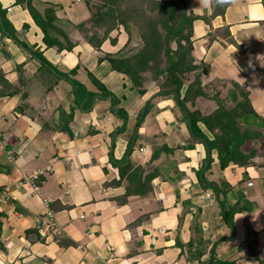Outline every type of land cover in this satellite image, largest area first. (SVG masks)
I'll list each match as a JSON object with an SVG mask.
<instances>
[{
    "label": "crops",
    "instance_id": "crops-1",
    "mask_svg": "<svg viewBox=\"0 0 264 264\" xmlns=\"http://www.w3.org/2000/svg\"><path fill=\"white\" fill-rule=\"evenodd\" d=\"M95 2L34 0L42 14L48 4L56 7L51 34L64 44L65 34L71 37L77 43L71 52L47 46L28 7L0 0L11 28L19 34L22 27L28 36L21 41L38 48L53 67H63L54 85L45 87L50 79L46 82L42 71L49 73L50 66L0 28V90H18L0 97V264H198L211 257L216 243L219 262L264 264V136L243 147L255 149L252 165L222 169L217 150L210 148L214 161L208 169L209 145L193 138L179 95L162 94L152 79L145 80L142 94L129 75L113 70L108 59L100 61L107 53L137 48V33L130 36L123 26L114 30L125 34L117 49L108 39L96 49L83 37L78 25L87 21ZM186 2L188 10L209 18L196 19L192 38L197 62L207 70L203 85L236 101L234 84H239L256 111L250 122L264 135V0H229L224 10L214 2L207 8L198 0ZM87 77H93L91 88ZM41 92L47 101L38 106L34 98ZM189 107L209 113L217 101L200 96ZM199 126L213 139L203 123ZM130 142L133 166L144 168L143 177L155 173L144 194L127 193L132 182L118 181L112 161V155L126 156ZM214 165L219 169L212 170ZM207 172L209 183L203 185ZM210 183L219 186V201ZM220 187L228 193L221 195ZM223 199L240 201L234 226L218 206ZM198 247L206 252L202 257Z\"/></svg>",
    "mask_w": 264,
    "mask_h": 264
},
{
    "label": "trees",
    "instance_id": "trees-1",
    "mask_svg": "<svg viewBox=\"0 0 264 264\" xmlns=\"http://www.w3.org/2000/svg\"><path fill=\"white\" fill-rule=\"evenodd\" d=\"M99 1H96L91 6V18L84 22V24L89 23L90 25L88 31V35L90 36L87 37V41L91 45L96 49H100L110 34L121 26L128 31L130 36L136 32L137 36H139L137 40L138 47L134 52L128 55L121 53L112 55L107 53L103 57H100V61L108 59L111 62L113 70L129 75L134 85L142 94L147 91L144 88V82L147 79L156 81L162 94H178L179 105L185 113L184 118L188 124L191 120L193 138H203L211 150H217L219 164L222 169H225L231 163L241 166L252 165L256 151L255 149L247 151L243 147L248 141L260 139L264 135L261 131L262 129L255 128L256 125L250 122V116L255 115L256 111L252 107L248 92L241 89L239 84H234L235 88L238 89L239 99L232 101L228 95H223L221 91H207L201 80L202 74L207 70L203 63L197 62L194 55L192 39L194 35V22L196 19L209 21V18L188 10L186 0ZM17 2L28 7L35 21L44 32V41L48 47H57L61 51L74 46L73 44L66 46L56 36L51 34L50 30L54 27L57 20L56 7L53 4H48L44 14H42L39 10H36L34 0H17ZM225 8L226 5L223 10ZM3 14L4 11L0 5V28L2 34L12 37L27 48V44L17 39L14 35L15 33L11 28V24ZM215 14H217V9L214 6L213 15ZM84 24L82 23L78 27L84 28ZM130 44L131 39L126 47ZM40 58L44 63H48L53 68L52 64L44 56H40ZM74 70L72 69L71 71L73 72ZM55 71L58 73V70L55 69ZM60 75H65V73ZM96 82L100 87L105 89L104 93L106 95L114 97V93L107 90L104 84L98 80ZM16 93H18V90L1 89L0 97L15 95ZM200 96H211V98L217 101V107L209 113H202L199 108L191 109L189 104L193 106ZM115 99L114 97L113 100L115 101ZM150 104L151 102L148 103L140 124L147 115ZM200 123H203L213 134V139H210L202 131L199 126ZM126 125L125 123L117 130L123 129ZM165 149L168 150L167 147ZM132 151L133 145L130 142L124 158L117 160L112 155V161L119 169L120 176L117 179L122 182L127 177L132 182L128 188V194H144L155 177V173H148L143 177L144 168L142 166L134 167L129 160L128 156L131 155ZM159 153L160 151L158 153L156 151L153 158H157ZM213 161L214 158L211 157L208 169L211 168ZM204 168L198 172L199 176L202 174ZM208 183L209 181L203 179V185H207ZM227 193V189L223 190L220 187L221 195H226ZM221 202L227 223L234 226V215L240 210L238 209L240 201H237L230 208L226 206L224 199ZM0 216H2L1 212ZM1 230L2 221L0 220V248L3 249ZM177 244L182 247L180 240L177 241ZM201 244H203V239L201 240ZM189 245L193 246V242H189ZM195 251H197L198 257H202L206 253L200 247ZM209 252L211 256L212 248ZM216 252L211 264H214ZM209 259L210 257L206 260H200L198 264H205L209 262ZM222 262L223 264L228 262L235 264L234 260Z\"/></svg>",
    "mask_w": 264,
    "mask_h": 264
},
{
    "label": "rangeland",
    "instance_id": "rangeland-1",
    "mask_svg": "<svg viewBox=\"0 0 264 264\" xmlns=\"http://www.w3.org/2000/svg\"><path fill=\"white\" fill-rule=\"evenodd\" d=\"M95 1H99V0H95ZM100 2V1H99ZM99 2H97L98 4H99ZM74 7H76V6H74ZM89 7V6H88ZM72 10L74 9L73 7L71 8ZM4 17H6V15H5V12H4ZM89 18H91V14H90V16H89ZM89 18L87 19V20H89ZM82 22H83V24H84V19L82 20ZM10 23V22H9ZM70 24H73V23H70ZM73 25H75V24H73ZM77 25V24H76ZM75 25V26H76ZM57 26V24H55L54 25V27L53 28H51V30H54L55 31V27ZM83 26H85L84 28L83 27H81L80 29H81V31H82V33L84 34L83 35V37L84 38H86V37H88V36H90V35H88V31H89V27H90V25H89V23L88 24H84ZM28 28V27H27ZM50 30V31H51ZM13 31H14V35L17 37V39H22L23 38V36L25 37V36H27L26 35V33L23 31V28L21 27V29L19 30V34L16 32V30L13 28ZM61 31V30H60ZM118 32H116V33H112V34H110V36L108 37V40H110V41H114V42H116V49H117V47H120L121 46V44H122V41H123V39H124V32L122 33V34H124V35H120V34H117ZM137 33V32H136ZM66 36H64V38H65V42H67L65 45L67 46H71L72 44L73 45H77V43H74L73 41H72V39H71V37H69L67 34H65ZM28 37V36H27ZM116 38V39H115ZM87 39V38H86ZM113 39H115V40H113ZM23 40V39H22ZM25 40V39H24ZM23 40V41H24ZM117 41H119L118 43L119 44H117ZM26 42V41H25ZM24 42V43H25ZM72 42V43H71ZM25 44H27V48H26V52H28L30 55H34L33 57H35V59L37 58L38 60L39 59H41L40 58V56L42 57V56H44L43 55V53L42 52H40V51H38L37 49H35L32 45H30L28 42H26ZM111 47H112V45H110ZM25 49V48H24ZM75 47L73 46L72 48H68V51H71V52H75ZM113 49H114V47H113ZM80 51V50H79ZM45 57V56H44ZM49 63H50V61H48ZM45 64H47V65H49L48 63H45ZM51 69V71L53 70V73H51L52 75H50L49 76V73L51 72V71H49V73H48V71L46 72V69H43L44 71H42V73H43V75H42V77L44 78V79H46V82H47V80L48 79H50V80H48V82L46 83V84H44V86L45 87H47V86H49V87H52V85H54V81H55V79L56 78H60V76H58L59 74L57 73V72H54L55 71V69L56 70H63V67H59V69L58 68H56V67H50ZM55 68V69H54ZM86 70V69H85ZM30 74H32V73H30ZM65 75H68V74H65ZM62 76H64V75H62ZM67 77H69V75L67 76ZM92 79H93V77H91ZM90 77H87L86 79H85V83H86V85L88 86V87H92L93 86V83H92V79H91ZM39 80V79H38ZM37 80V81H38ZM79 85L77 86V87H81V89L82 90H84L86 87L84 86V85H82V83H78ZM42 85V84H41ZM44 94V92H41L38 96V99H37V97L36 98H34V100H36L35 102H37V103H39V105L38 106H42L41 104H42V102L43 103H46V101H47V99H46V96H44L43 95ZM93 101H94V98H93ZM91 105V104H90ZM92 106V105H91ZM86 107H88V104H86ZM39 108V107H38ZM120 110V109H119ZM124 110H120V113H121V115H123L124 113ZM119 131H123V130H119ZM216 166V167H215ZM215 168H218L219 169V166L218 165H214L213 167H212V170L213 169H215ZM218 172V171H217ZM209 175V172H207V175H206V177H205V181H207L208 179H207V176ZM209 177V176H208ZM212 188L213 189H215V186H212ZM246 202V201H245ZM232 205L233 204H230V203H227L226 202V206L228 207V208H230V207H232ZM218 206H220L221 207V211H222V213H223V208H222V206H221V204H219L218 203ZM238 209H240V206H238ZM223 216L225 217V215L223 214ZM227 222V221H226ZM229 225V224H228ZM231 226V225H230ZM232 228V227H231ZM216 242H214V244H215ZM213 244V245H214ZM218 253H219V249H217V252H216V259H215V261H214V264H223V262L222 261H220L219 262V257H218ZM210 260V259H209ZM225 264H227V263H225Z\"/></svg>",
    "mask_w": 264,
    "mask_h": 264
},
{
    "label": "water",
    "instance_id": "water-1",
    "mask_svg": "<svg viewBox=\"0 0 264 264\" xmlns=\"http://www.w3.org/2000/svg\"><path fill=\"white\" fill-rule=\"evenodd\" d=\"M135 49H136V44H134L129 50L123 52V54L124 55H128V54L134 52ZM143 113H144V111L142 112V115H143ZM190 130L192 131V123H191V120H190ZM208 150H209V155H208V164H207V166L209 165L210 159H211V150H210V147L209 146H208ZM212 185L216 186V188H217V199L219 201L220 200L219 199V186L216 183H210L208 185V187L210 188ZM216 247H217V243L213 246L210 260L206 264H211L213 262L214 255H215V252H216ZM227 264H233V263H227Z\"/></svg>",
    "mask_w": 264,
    "mask_h": 264
},
{
    "label": "clouds",
    "instance_id": "clouds-1",
    "mask_svg": "<svg viewBox=\"0 0 264 264\" xmlns=\"http://www.w3.org/2000/svg\"><path fill=\"white\" fill-rule=\"evenodd\" d=\"M213 2L215 3V6H225L229 2V0H198L199 6L204 8L212 5Z\"/></svg>",
    "mask_w": 264,
    "mask_h": 264
},
{
    "label": "built area",
    "instance_id": "built-area-1",
    "mask_svg": "<svg viewBox=\"0 0 264 264\" xmlns=\"http://www.w3.org/2000/svg\"><path fill=\"white\" fill-rule=\"evenodd\" d=\"M253 184H254L253 181L248 182V185H249V186H252Z\"/></svg>",
    "mask_w": 264,
    "mask_h": 264
}]
</instances>
